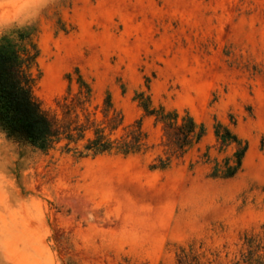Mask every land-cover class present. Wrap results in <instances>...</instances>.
<instances>
[{
	"label": "rangeland",
	"instance_id": "374dc122",
	"mask_svg": "<svg viewBox=\"0 0 264 264\" xmlns=\"http://www.w3.org/2000/svg\"><path fill=\"white\" fill-rule=\"evenodd\" d=\"M34 26L41 108L87 128L109 96L114 136L139 123L145 147L78 157L85 130L68 148L19 151L0 199V264H242L264 251V0H54ZM140 92L205 127L163 170L151 167L168 156L161 125ZM214 119L248 143L230 179L204 162Z\"/></svg>",
	"mask_w": 264,
	"mask_h": 264
},
{
	"label": "trees",
	"instance_id": "16d2710c",
	"mask_svg": "<svg viewBox=\"0 0 264 264\" xmlns=\"http://www.w3.org/2000/svg\"><path fill=\"white\" fill-rule=\"evenodd\" d=\"M35 32L36 27L32 25L17 33L15 41L7 36L0 39V128L21 144H29L41 151H47L62 139L66 140L65 147L68 148L70 143H77L84 137L85 130L87 133L92 132V135L87 137L83 149L78 152V157L111 151L128 155L143 149L145 134L141 131L139 123L124 135L114 136L122 118L115 113L109 96H106L101 109V122L90 120L87 112V128L82 125L71 126L70 123L62 124L41 108L32 94L33 78L30 75V67L38 53L33 40ZM77 82L85 86L83 97L89 102L90 85H85L80 76ZM135 98L143 113L161 125L163 133L164 153L168 156L164 160L158 158V164L153 163L152 168H167L171 157H182L198 145L205 135L204 125L197 123L188 112L180 114L174 109L166 110L161 106L155 108L150 104L149 98L143 97L141 92L136 94ZM65 108L64 114L68 115L71 104H67ZM212 129L215 154L210 153L209 147L203 153L204 162L212 163L210 177L233 178L242 169L248 143L218 120L214 119ZM228 149L230 152H227ZM250 247L248 245V248ZM259 251L258 245L249 249L248 256L242 259V264H264V251L261 254Z\"/></svg>",
	"mask_w": 264,
	"mask_h": 264
},
{
	"label": "clouds",
	"instance_id": "9594fccd",
	"mask_svg": "<svg viewBox=\"0 0 264 264\" xmlns=\"http://www.w3.org/2000/svg\"><path fill=\"white\" fill-rule=\"evenodd\" d=\"M54 0H0V39L5 36L15 41L17 33L37 23L41 14ZM32 148L29 144H21L8 132L0 128V199L12 190L6 184L7 170L15 163L19 151Z\"/></svg>",
	"mask_w": 264,
	"mask_h": 264
}]
</instances>
